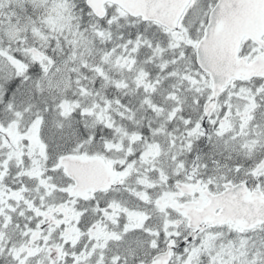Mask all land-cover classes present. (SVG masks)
I'll return each mask as SVG.
<instances>
[{"label": "snow or ice", "instance_id": "6c2138e0", "mask_svg": "<svg viewBox=\"0 0 264 264\" xmlns=\"http://www.w3.org/2000/svg\"><path fill=\"white\" fill-rule=\"evenodd\" d=\"M0 264H264V0H0Z\"/></svg>", "mask_w": 264, "mask_h": 264}]
</instances>
